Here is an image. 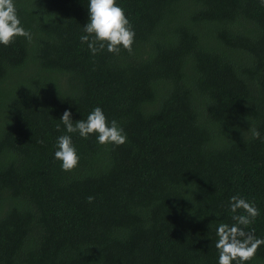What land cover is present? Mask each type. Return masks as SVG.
<instances>
[{
  "label": "trees",
  "instance_id": "16d2710c",
  "mask_svg": "<svg viewBox=\"0 0 264 264\" xmlns=\"http://www.w3.org/2000/svg\"><path fill=\"white\" fill-rule=\"evenodd\" d=\"M116 2L132 54L82 43L89 0H14L32 38L0 44V264H218L233 196L264 239V6ZM96 107L124 145L67 133L65 110L75 123ZM61 135L80 157L70 172Z\"/></svg>",
  "mask_w": 264,
  "mask_h": 264
},
{
  "label": "clouds",
  "instance_id": "9594fccd",
  "mask_svg": "<svg viewBox=\"0 0 264 264\" xmlns=\"http://www.w3.org/2000/svg\"><path fill=\"white\" fill-rule=\"evenodd\" d=\"M264 6V0H260ZM90 20L84 26L86 35L80 37L86 43L93 55L107 49L109 53L119 55L121 48L129 54L133 52L135 32L123 8L117 5L116 0H89ZM17 37H25L31 41L30 31L25 30L18 17L14 0H0V44L11 45ZM60 121L67 133H78L82 138L96 135L101 145H124L127 136L116 120L110 123L100 107H96L87 117L73 122L70 110H65ZM57 131L60 125L57 124ZM256 138L260 137L254 131ZM58 150L55 159L62 162V170L70 172L79 166L80 157L73 145L70 135H61L57 140ZM92 203L94 196H89ZM230 210L233 213V224L221 223L216 230L217 241L215 247L219 252L218 264H246L255 259L258 249L264 245V239L257 238L254 230L249 226L259 216V210L253 203L247 202L240 196L231 197ZM239 210L242 213L237 214Z\"/></svg>",
  "mask_w": 264,
  "mask_h": 264
}]
</instances>
